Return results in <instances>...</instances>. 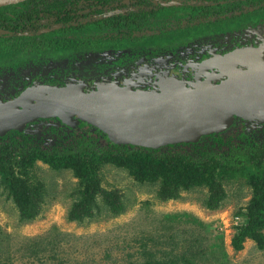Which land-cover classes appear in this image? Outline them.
Wrapping results in <instances>:
<instances>
[{
  "label": "trees",
  "instance_id": "16d2710c",
  "mask_svg": "<svg viewBox=\"0 0 264 264\" xmlns=\"http://www.w3.org/2000/svg\"><path fill=\"white\" fill-rule=\"evenodd\" d=\"M169 1L179 4L162 5ZM224 22L230 28L216 32L215 26ZM259 24H264V0H22L0 5V98H14L36 83L63 85L70 79L119 83L142 69L153 73L181 67L211 51L225 52L234 45L238 31ZM39 122L50 123L43 133L52 136L59 149H42V132L0 134L1 182L21 219L35 218L43 197L42 183L29 180V168L36 158L53 165L71 159L84 188L69 209L70 220L92 217L98 194L112 213L124 209L118 195L100 186L95 171L101 162L127 166L139 181L161 178L163 200L177 198L181 185L203 177L209 186L205 204L211 209L225 196L218 173L232 176L234 171L248 174L253 169L245 223L236 228L230 242L240 250L247 238L263 237L264 146L230 148L228 139V151L220 152L226 141L212 133L157 148L109 140L106 146L84 145L76 152L71 145L74 149L73 141L81 138L75 127L56 118L32 123ZM86 125L97 135H105ZM177 146L184 151H174Z\"/></svg>",
  "mask_w": 264,
  "mask_h": 264
},
{
  "label": "rangeland",
  "instance_id": "374dc122",
  "mask_svg": "<svg viewBox=\"0 0 264 264\" xmlns=\"http://www.w3.org/2000/svg\"><path fill=\"white\" fill-rule=\"evenodd\" d=\"M227 25L218 24L215 31L230 28ZM250 32L264 34V28ZM141 74L133 75L139 86L147 83ZM69 82L82 81L70 79L66 84ZM49 125L32 123L20 131L43 133V127ZM74 127L81 138L72 140L76 152L79 146L109 144L105 135H97L84 123ZM43 134L42 149H59L52 136ZM230 136L231 132H222L226 142L220 152L228 151ZM261 140L262 144L256 143ZM229 141L230 148L264 145V131L249 125L239 128ZM174 151L183 152L184 148L177 146ZM70 160L56 165L41 158L33 161L29 180L42 183L43 197L38 215L31 220L20 218L0 177V264H264V230L261 240L247 238L240 250L233 249L230 242L236 228L245 223L253 169L248 174L234 171L232 176L230 172L218 173L225 196L217 208L211 209L205 204L209 186L203 177L181 185L177 198L163 200L159 195L161 178L139 181L129 167L101 162L95 171L100 186L118 195L124 209L112 213L98 194L92 217L70 220L69 209L84 188ZM236 164L241 165L240 161Z\"/></svg>",
  "mask_w": 264,
  "mask_h": 264
},
{
  "label": "water",
  "instance_id": "95a60500",
  "mask_svg": "<svg viewBox=\"0 0 264 264\" xmlns=\"http://www.w3.org/2000/svg\"><path fill=\"white\" fill-rule=\"evenodd\" d=\"M19 1L0 0V5ZM198 65L206 78L189 87L175 77L159 78L158 90L131 78L27 86L14 98L0 99V134L39 118H57L72 127L91 125L117 144L157 148L220 132L234 115L264 121V64L257 60V49L237 48ZM216 69L226 77L213 83Z\"/></svg>",
  "mask_w": 264,
  "mask_h": 264
},
{
  "label": "flooded vegetation",
  "instance_id": "af4514ba",
  "mask_svg": "<svg viewBox=\"0 0 264 264\" xmlns=\"http://www.w3.org/2000/svg\"><path fill=\"white\" fill-rule=\"evenodd\" d=\"M176 2H178V1H176ZM178 4H179V2H178ZM254 28L255 29L256 28L257 29L258 28H264V24H259L255 27L246 26L244 29H247L246 30L247 32L244 34H241L244 29L241 31H238V33H240V34L238 36H236V39L233 42L234 45L231 48L227 49L225 52L211 51L210 55L207 54L208 55L207 57H204L205 55H203L198 59H193V60H189V61L185 62L181 67H170L169 69H167L166 71H163V72H153L152 73V72H147L143 69L138 71V72H143L144 75L141 74V76L142 75L145 76L146 80H147L146 81L147 83L143 84V86H141V87L146 88V89L158 90V86L156 83L159 80V78H169V77H175L179 80H183L185 82L186 86L189 87L192 82H196L197 80H199V81L205 80L206 77L204 76L202 71L201 72L199 71L200 69H199V65H198L203 59H207L213 55H225V54L229 53L230 51H233V50H235L237 48H241V47L242 48L252 47V48L257 49V60L259 62H261L262 64H264V34H260V35H258L256 33L251 34L250 31H251V29H254ZM247 67H248V65H243V68H247ZM167 71H169V73ZM213 71L218 76L217 78H211V81L213 83H218L221 79L226 77L225 74L220 76L217 69L213 70ZM138 72H136V73H138ZM207 72L210 73L211 70L207 69ZM133 75H134V73L131 74L130 76H127V78L124 77L123 79L126 80V79L131 78L132 80H135L138 83V79H136ZM123 79L119 83H123L124 82ZM94 81H99V80H93V81L87 82V83H93ZM138 85H139V83H138ZM7 99H9V98H7ZM32 122H34V121H32ZM32 122H29V123L31 124ZM249 125L255 126L256 128H261V130L264 131V121H260L257 118L244 119V118H241L237 115H234L232 117V121L229 123V125L225 129H223L222 131L217 132L215 134L222 135V132H227V133L231 132V136L229 137V140H232L235 138V136L239 132V128L249 127ZM245 135H247V134H245ZM246 138H247V136H246ZM256 143L262 144L263 141L261 140V141L256 142ZM262 146H264V145H262Z\"/></svg>",
  "mask_w": 264,
  "mask_h": 264
}]
</instances>
